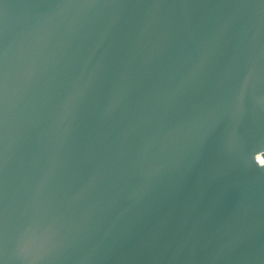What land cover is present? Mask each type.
Instances as JSON below:
<instances>
[{
  "label": "water",
  "instance_id": "water-1",
  "mask_svg": "<svg viewBox=\"0 0 264 264\" xmlns=\"http://www.w3.org/2000/svg\"><path fill=\"white\" fill-rule=\"evenodd\" d=\"M264 0H0V264H264Z\"/></svg>",
  "mask_w": 264,
  "mask_h": 264
},
{
  "label": "built area",
  "instance_id": "built-area-1",
  "mask_svg": "<svg viewBox=\"0 0 264 264\" xmlns=\"http://www.w3.org/2000/svg\"><path fill=\"white\" fill-rule=\"evenodd\" d=\"M258 162L259 163H264V156L258 157Z\"/></svg>",
  "mask_w": 264,
  "mask_h": 264
}]
</instances>
